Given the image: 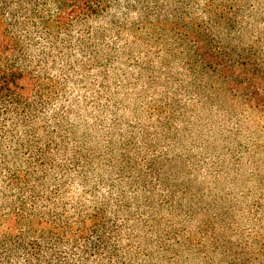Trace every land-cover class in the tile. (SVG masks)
Instances as JSON below:
<instances>
[{
    "label": "rangeland",
    "instance_id": "obj_1",
    "mask_svg": "<svg viewBox=\"0 0 264 264\" xmlns=\"http://www.w3.org/2000/svg\"><path fill=\"white\" fill-rule=\"evenodd\" d=\"M183 13H134L75 27L88 38L85 48L70 51L69 76L54 72L68 97L60 101L67 109L54 134L63 146L57 165L75 169L63 179L62 200L88 212L125 194L128 202L138 200L133 211L143 216L131 224L137 236L147 218H160L154 243L160 237L170 248L180 244L162 255L164 264H203L195 256L201 252L211 264H223L210 235L240 244L241 232L259 228L249 210L264 205V115L235 100L223 75L213 72L218 61L207 67L187 38L204 33L210 35L205 48L219 42L231 50L230 25L190 7ZM259 33L263 25L242 32ZM60 178L51 173L47 182Z\"/></svg>",
    "mask_w": 264,
    "mask_h": 264
},
{
    "label": "trees",
    "instance_id": "obj_2",
    "mask_svg": "<svg viewBox=\"0 0 264 264\" xmlns=\"http://www.w3.org/2000/svg\"><path fill=\"white\" fill-rule=\"evenodd\" d=\"M189 7L205 18H220L219 26L221 19L230 25L231 50L219 42L205 48L210 35L204 33L187 38L207 58V67L218 61L213 72L223 75L233 98L263 116L264 33L242 32L264 29V0H0V264H164L162 255L180 246L170 248V240L160 237L154 243L160 218H147L145 233L137 236L131 224H140L143 216L133 211L138 200L128 202L125 194L97 202L88 212L63 203V179L75 169L57 165L63 146L54 134L67 109L60 101L68 97L54 72L69 76L70 51L84 50L88 38L74 31L80 24L134 13L185 18ZM51 173L61 175L54 185L47 182ZM249 214L259 228L241 232L240 244L208 236L223 264H264V205L251 207ZM219 228L229 234L227 226ZM195 256L211 264L202 252Z\"/></svg>",
    "mask_w": 264,
    "mask_h": 264
}]
</instances>
